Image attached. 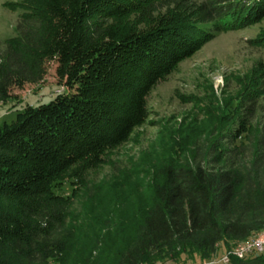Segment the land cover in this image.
Here are the masks:
<instances>
[{
    "label": "trees",
    "instance_id": "16d2710c",
    "mask_svg": "<svg viewBox=\"0 0 264 264\" xmlns=\"http://www.w3.org/2000/svg\"><path fill=\"white\" fill-rule=\"evenodd\" d=\"M17 8L15 37L0 53V104L12 88L42 82L49 63L61 92L0 125V264H157L189 253L205 261L264 231V60L230 115L186 139L183 158L163 162L134 216L77 192L147 123L151 90L217 35L264 20V0ZM260 39L253 44L264 47ZM228 264H264V251Z\"/></svg>",
    "mask_w": 264,
    "mask_h": 264
},
{
    "label": "rangeland",
    "instance_id": "374dc122",
    "mask_svg": "<svg viewBox=\"0 0 264 264\" xmlns=\"http://www.w3.org/2000/svg\"><path fill=\"white\" fill-rule=\"evenodd\" d=\"M19 2L0 0V53L4 41L15 37ZM263 33L264 20L252 27L219 34L181 62L176 71L149 93L147 123L136 129L126 144L110 152L102 167L87 176L86 186L77 191L79 197L87 200L95 194L96 208L109 209L110 204H115L116 212L134 216L147 201L163 162L170 157L183 158L187 153L186 139L207 133L211 122L230 115L243 81L264 60V47L253 44ZM54 68L53 63L45 66L46 74L39 84L11 89L8 100L0 104V125L12 122L25 106L46 104L61 92ZM242 139L243 136L239 137L237 143ZM70 191L71 186L64 185L61 194L69 196ZM252 240L254 244L262 242L264 231L248 241ZM235 247L225 252L219 246L211 259L205 261L189 253L177 261L159 264H228L235 256ZM228 254L230 257L223 261Z\"/></svg>",
    "mask_w": 264,
    "mask_h": 264
},
{
    "label": "built area",
    "instance_id": "2783aa9c",
    "mask_svg": "<svg viewBox=\"0 0 264 264\" xmlns=\"http://www.w3.org/2000/svg\"><path fill=\"white\" fill-rule=\"evenodd\" d=\"M263 250H264V240L262 242H259V243L255 244V245H252L251 248H246V249L238 250V252H233V254H235V253H241L242 251H249V255H258V254L262 253ZM230 255H226L223 258V261L226 260V258H229Z\"/></svg>",
    "mask_w": 264,
    "mask_h": 264
},
{
    "label": "bare ground",
    "instance_id": "6f19581e",
    "mask_svg": "<svg viewBox=\"0 0 264 264\" xmlns=\"http://www.w3.org/2000/svg\"><path fill=\"white\" fill-rule=\"evenodd\" d=\"M256 244V243H255ZM254 244V240L252 241H248L247 243H241V244H238L234 249L235 251L234 252H238V250H242V249H246V248H251L252 245H255ZM233 251V250H232ZM232 254V253H231ZM249 254V251H242L241 253H235V256L236 258H239V259H242L243 257H245L246 255ZM229 255V254H228ZM228 261V259H227ZM230 261V260H229ZM224 263V262H223ZM159 264V263H158ZM168 264V263H167Z\"/></svg>",
    "mask_w": 264,
    "mask_h": 264
},
{
    "label": "water",
    "instance_id": "95a60500",
    "mask_svg": "<svg viewBox=\"0 0 264 264\" xmlns=\"http://www.w3.org/2000/svg\"><path fill=\"white\" fill-rule=\"evenodd\" d=\"M256 256V255H255ZM243 259V258H242Z\"/></svg>",
    "mask_w": 264,
    "mask_h": 264
}]
</instances>
